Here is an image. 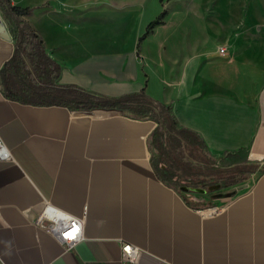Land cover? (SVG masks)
Masks as SVG:
<instances>
[{
  "label": "crops",
  "instance_id": "1",
  "mask_svg": "<svg viewBox=\"0 0 264 264\" xmlns=\"http://www.w3.org/2000/svg\"><path fill=\"white\" fill-rule=\"evenodd\" d=\"M11 1L33 9L28 20L61 64L60 83L107 96L145 87L211 157L264 164V93L255 91L264 73L227 48L205 45V34L202 44L169 45L176 33L141 40L144 28L132 25L147 0ZM0 20L1 70L15 46L1 10ZM156 125L115 109L11 100L0 76V137L11 155L0 159V264H264V170L212 201L193 199L157 175ZM47 203L82 219L73 248L37 220ZM125 243L140 248L133 263Z\"/></svg>",
  "mask_w": 264,
  "mask_h": 264
},
{
  "label": "trees",
  "instance_id": "2",
  "mask_svg": "<svg viewBox=\"0 0 264 264\" xmlns=\"http://www.w3.org/2000/svg\"><path fill=\"white\" fill-rule=\"evenodd\" d=\"M0 10L15 46L12 56L0 70L3 94L7 98L32 105L65 106L70 110L115 109L136 118L152 119L157 125L148 139L151 161L159 178L173 187L177 175L170 166L177 165L175 151L183 146L207 151L199 133L179 124L172 105L154 98L145 87L132 93L107 96L76 84L60 83L61 64L49 55L44 40L28 20L33 9L14 5L11 0H0ZM166 15L167 11L162 10L148 23L140 39L153 33L158 25L165 24ZM211 162L216 164L213 159ZM249 169L254 172L259 167ZM231 171L228 185L235 183L240 166L232 167ZM188 188V182L178 187L184 194Z\"/></svg>",
  "mask_w": 264,
  "mask_h": 264
},
{
  "label": "rangeland",
  "instance_id": "3",
  "mask_svg": "<svg viewBox=\"0 0 264 264\" xmlns=\"http://www.w3.org/2000/svg\"><path fill=\"white\" fill-rule=\"evenodd\" d=\"M147 1L146 11L138 14L132 25L135 31L144 28L145 32L148 23L156 17L145 26L144 19L155 14V10L158 16L165 9V22L170 16L167 24L158 25L153 31L159 41L167 34L176 33V37H166L169 45L178 43L177 40L181 37L190 39L192 43L202 44L200 38L205 34V45L226 47L230 53L229 58L242 60L264 73V0ZM259 81L255 78V91L261 95L264 93V74ZM174 154L177 165L170 166L177 175V180L173 181L174 186L178 188L188 182L191 198L205 197L212 201L217 195H223L232 188H242L252 166L264 170V164H260V161L246 159L229 162L224 158L215 159L207 151L189 146L177 149ZM235 166H240V172L235 176V183L228 185L231 169Z\"/></svg>",
  "mask_w": 264,
  "mask_h": 264
},
{
  "label": "built area",
  "instance_id": "4",
  "mask_svg": "<svg viewBox=\"0 0 264 264\" xmlns=\"http://www.w3.org/2000/svg\"><path fill=\"white\" fill-rule=\"evenodd\" d=\"M221 55L226 54V47L219 49ZM10 151L0 137V159L10 158ZM39 222H46L45 230L57 237L67 249L73 248L83 237V221L80 218L69 215L54 205L47 203L38 214ZM125 260L135 262L140 254V248L136 245L123 244Z\"/></svg>",
  "mask_w": 264,
  "mask_h": 264
},
{
  "label": "bare ground",
  "instance_id": "5",
  "mask_svg": "<svg viewBox=\"0 0 264 264\" xmlns=\"http://www.w3.org/2000/svg\"><path fill=\"white\" fill-rule=\"evenodd\" d=\"M2 25H3V24H2V22H1V20H0V27H2Z\"/></svg>",
  "mask_w": 264,
  "mask_h": 264
},
{
  "label": "water",
  "instance_id": "6",
  "mask_svg": "<svg viewBox=\"0 0 264 264\" xmlns=\"http://www.w3.org/2000/svg\"><path fill=\"white\" fill-rule=\"evenodd\" d=\"M186 189V188H185Z\"/></svg>",
  "mask_w": 264,
  "mask_h": 264
}]
</instances>
